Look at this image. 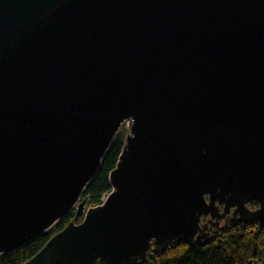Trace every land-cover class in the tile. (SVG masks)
Wrapping results in <instances>:
<instances>
[{
    "label": "water",
    "instance_id": "obj_1",
    "mask_svg": "<svg viewBox=\"0 0 264 264\" xmlns=\"http://www.w3.org/2000/svg\"><path fill=\"white\" fill-rule=\"evenodd\" d=\"M72 212L25 264H137L208 242L203 218L264 227V0H0V256Z\"/></svg>",
    "mask_w": 264,
    "mask_h": 264
},
{
    "label": "trees",
    "instance_id": "obj_2",
    "mask_svg": "<svg viewBox=\"0 0 264 264\" xmlns=\"http://www.w3.org/2000/svg\"><path fill=\"white\" fill-rule=\"evenodd\" d=\"M125 138L123 133H118L110 145L98 176L85 189L81 200H85L86 210L99 206L102 198L111 191L109 174L115 169ZM75 215L74 212L70 213L40 238L0 256V264H25L56 233L66 228ZM80 221L81 218L77 223ZM208 230V242L179 241L167 247L164 252H150L144 262L137 264H264V227H260L257 222L244 223L227 216L220 221L219 226L209 219Z\"/></svg>",
    "mask_w": 264,
    "mask_h": 264
},
{
    "label": "rangeland",
    "instance_id": "obj_3",
    "mask_svg": "<svg viewBox=\"0 0 264 264\" xmlns=\"http://www.w3.org/2000/svg\"><path fill=\"white\" fill-rule=\"evenodd\" d=\"M119 133H123L125 136H127V135H128V134H127V133H128V128H127V126L122 127V128L120 129ZM85 210H86V209H85ZM78 219H79V218H78ZM208 220H209V218H203L202 222L208 224ZM222 221H223V220H222Z\"/></svg>",
    "mask_w": 264,
    "mask_h": 264
},
{
    "label": "flooded vegetation",
    "instance_id": "obj_4",
    "mask_svg": "<svg viewBox=\"0 0 264 264\" xmlns=\"http://www.w3.org/2000/svg\"><path fill=\"white\" fill-rule=\"evenodd\" d=\"M256 208H257V206H254V205H253V207H250L251 210L256 209ZM82 219H83V218H82ZM202 223H203V222H202Z\"/></svg>",
    "mask_w": 264,
    "mask_h": 264
},
{
    "label": "built area",
    "instance_id": "obj_5",
    "mask_svg": "<svg viewBox=\"0 0 264 264\" xmlns=\"http://www.w3.org/2000/svg\"><path fill=\"white\" fill-rule=\"evenodd\" d=\"M105 197H106V196H105ZM105 197L102 198V200H101L102 202H103V199H104Z\"/></svg>",
    "mask_w": 264,
    "mask_h": 264
},
{
    "label": "clouds",
    "instance_id": "obj_6",
    "mask_svg": "<svg viewBox=\"0 0 264 264\" xmlns=\"http://www.w3.org/2000/svg\"><path fill=\"white\" fill-rule=\"evenodd\" d=\"M105 197V196H104ZM230 217V216H229ZM81 220H82V218H81Z\"/></svg>",
    "mask_w": 264,
    "mask_h": 264
}]
</instances>
